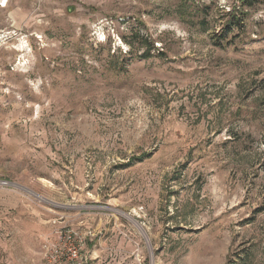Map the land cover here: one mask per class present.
<instances>
[{"label": "rangeland", "instance_id": "1", "mask_svg": "<svg viewBox=\"0 0 264 264\" xmlns=\"http://www.w3.org/2000/svg\"><path fill=\"white\" fill-rule=\"evenodd\" d=\"M240 3L0 0V264H45L49 222L83 264H264V0Z\"/></svg>", "mask_w": 264, "mask_h": 264}, {"label": "built area", "instance_id": "2", "mask_svg": "<svg viewBox=\"0 0 264 264\" xmlns=\"http://www.w3.org/2000/svg\"><path fill=\"white\" fill-rule=\"evenodd\" d=\"M86 232L66 224L52 230L43 243L42 260L45 264H83L86 259L84 241Z\"/></svg>", "mask_w": 264, "mask_h": 264}, {"label": "trees", "instance_id": "3", "mask_svg": "<svg viewBox=\"0 0 264 264\" xmlns=\"http://www.w3.org/2000/svg\"><path fill=\"white\" fill-rule=\"evenodd\" d=\"M241 3V5L243 7H252L256 2H258L259 0H239ZM243 19H240V17H238L236 14H233L232 18L230 21H228V23L224 26V30L221 34V37L218 39V44L219 45H223L224 44H228L227 43V38L229 36V34L234 30V29H241V21ZM222 41V42H221ZM240 262H235L234 260H232L231 258L227 260V262L225 264H244L245 260H246V256H244V258H240Z\"/></svg>", "mask_w": 264, "mask_h": 264}, {"label": "crops", "instance_id": "4", "mask_svg": "<svg viewBox=\"0 0 264 264\" xmlns=\"http://www.w3.org/2000/svg\"><path fill=\"white\" fill-rule=\"evenodd\" d=\"M50 224L49 225H47L46 227H47V232H49V231H52L55 227H56V223L55 222H49ZM45 227V228H46ZM46 239V238H45ZM43 241V240H42Z\"/></svg>", "mask_w": 264, "mask_h": 264}]
</instances>
